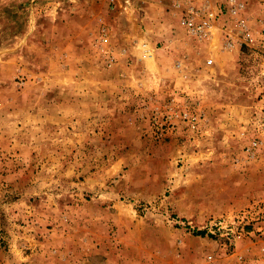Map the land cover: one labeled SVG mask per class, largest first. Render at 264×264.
<instances>
[{"label":"rangeland","instance_id":"374dc122","mask_svg":"<svg viewBox=\"0 0 264 264\" xmlns=\"http://www.w3.org/2000/svg\"><path fill=\"white\" fill-rule=\"evenodd\" d=\"M35 8L0 18V264H261L253 232L208 224L264 197V7L178 43L180 66L137 19L117 63L106 22L82 53Z\"/></svg>","mask_w":264,"mask_h":264},{"label":"crops","instance_id":"0c3cea01","mask_svg":"<svg viewBox=\"0 0 264 264\" xmlns=\"http://www.w3.org/2000/svg\"><path fill=\"white\" fill-rule=\"evenodd\" d=\"M233 2L237 5L235 14L231 11ZM36 3L31 2L29 3L30 7H23L17 0L10 3L0 0V18H11L16 23L17 18L21 20L20 9L29 10L35 5L36 8L32 11L37 23L36 13L39 6H36ZM252 5L264 7V2L261 0H45L43 7L41 6L39 10L45 9V12L47 11L45 13L48 17L47 21H57L61 27V36H63V32H66L68 36H71L75 30L85 32L80 49L82 53H87L94 48L95 44L100 43L97 28L99 24L106 22L105 36H102V39L107 38L102 42L103 49L98 52L104 57L103 52L107 48L116 62L118 58L126 59L135 45L133 43L135 38L131 35L130 28L132 20L137 19L142 35L136 40L149 42L153 40L156 44L159 43L158 50H162L163 54L168 57L178 58L176 62L180 66L182 64V61L179 62L181 56L187 62L195 57V52L191 49L179 51L176 49L178 43L182 45L184 40L192 44V40H195L183 22V18L189 9L204 12L207 10L218 11L221 7L227 11L222 14L218 23L224 25L229 17L234 15L238 17L239 13L241 17H244V13L240 12L239 8L243 7L247 13L248 7ZM102 6L105 7V13L99 11ZM10 9L12 10L8 12ZM63 12H66L65 16L60 17ZM249 16L252 17V15ZM229 23L226 22V30L232 25ZM51 33L53 34L52 31ZM228 33L230 34L229 37H232V32L228 31ZM225 39L228 40L227 37ZM68 49L69 46H67L66 51L63 50V53L68 54ZM155 50L157 49L153 45V52ZM261 264H264V259H261Z\"/></svg>","mask_w":264,"mask_h":264},{"label":"built area","instance_id":"2783aa9c","mask_svg":"<svg viewBox=\"0 0 264 264\" xmlns=\"http://www.w3.org/2000/svg\"><path fill=\"white\" fill-rule=\"evenodd\" d=\"M236 9L237 5L233 2L231 11L234 14L236 13ZM221 13L222 11H220V9L218 11L207 10L204 12L189 9L183 18V22L187 26L189 34L198 40H203L209 36L212 27L219 20ZM238 25L241 31L244 32L242 29H246L244 20H240ZM261 38L264 40V35H262ZM140 48L142 56H147V53L149 52L148 44L142 42ZM207 62L210 63L211 61L208 60ZM256 144V142L253 143V145ZM230 218V220L219 218L209 221L208 230L215 233L218 231L220 234H225L227 238H229L228 236H231L234 239L242 238L251 231V233L253 232L255 234V237H259V240L264 242V197L258 198L244 208L239 209ZM260 252L261 254H264V245L260 247Z\"/></svg>","mask_w":264,"mask_h":264},{"label":"trees","instance_id":"16d2710c","mask_svg":"<svg viewBox=\"0 0 264 264\" xmlns=\"http://www.w3.org/2000/svg\"><path fill=\"white\" fill-rule=\"evenodd\" d=\"M201 232H203V231H201Z\"/></svg>","mask_w":264,"mask_h":264}]
</instances>
